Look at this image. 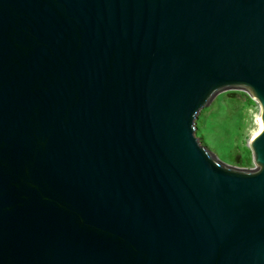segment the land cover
Wrapping results in <instances>:
<instances>
[{"label":"water","instance_id":"1","mask_svg":"<svg viewBox=\"0 0 264 264\" xmlns=\"http://www.w3.org/2000/svg\"><path fill=\"white\" fill-rule=\"evenodd\" d=\"M227 89L253 168L195 133ZM0 264H264V0H0Z\"/></svg>","mask_w":264,"mask_h":264},{"label":"rangeland","instance_id":"2","mask_svg":"<svg viewBox=\"0 0 264 264\" xmlns=\"http://www.w3.org/2000/svg\"><path fill=\"white\" fill-rule=\"evenodd\" d=\"M260 112V104L248 91L223 90L199 111L195 133L223 162L253 168L250 140L259 130Z\"/></svg>","mask_w":264,"mask_h":264},{"label":"bare ground","instance_id":"3","mask_svg":"<svg viewBox=\"0 0 264 264\" xmlns=\"http://www.w3.org/2000/svg\"><path fill=\"white\" fill-rule=\"evenodd\" d=\"M260 129H261V121H260V127H259V130H260ZM259 130H258V132H259ZM258 132H257V133H258Z\"/></svg>","mask_w":264,"mask_h":264}]
</instances>
